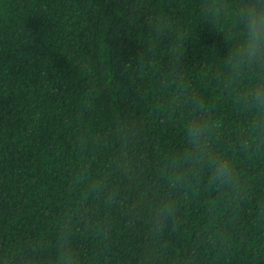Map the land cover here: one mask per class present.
I'll return each mask as SVG.
<instances>
[{"label": "trees", "instance_id": "16d2710c", "mask_svg": "<svg viewBox=\"0 0 264 264\" xmlns=\"http://www.w3.org/2000/svg\"><path fill=\"white\" fill-rule=\"evenodd\" d=\"M217 2L0 0V264H264V63Z\"/></svg>", "mask_w": 264, "mask_h": 264}, {"label": "clouds", "instance_id": "9594fccd", "mask_svg": "<svg viewBox=\"0 0 264 264\" xmlns=\"http://www.w3.org/2000/svg\"><path fill=\"white\" fill-rule=\"evenodd\" d=\"M212 7L217 13H223L227 6L213 0ZM237 24L243 23L244 39L233 49L229 50L227 65L231 75L239 76L246 68L264 63V0H247L234 12ZM245 106L252 105L264 110V82L251 88L242 101ZM187 138L199 153L201 166H207L211 180L220 187L234 185V171L231 163L226 159L213 157L207 151L208 136L204 123L193 121L188 125ZM72 253L62 251L59 257L61 264H70Z\"/></svg>", "mask_w": 264, "mask_h": 264}]
</instances>
